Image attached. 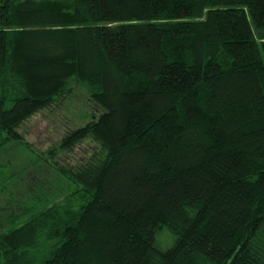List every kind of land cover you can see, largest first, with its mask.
I'll use <instances>...</instances> for the list:
<instances>
[{"label": "trees", "instance_id": "trees-1", "mask_svg": "<svg viewBox=\"0 0 264 264\" xmlns=\"http://www.w3.org/2000/svg\"><path fill=\"white\" fill-rule=\"evenodd\" d=\"M81 96L47 154L95 150L0 206V264H264V0H0V153ZM18 176L0 158V196Z\"/></svg>", "mask_w": 264, "mask_h": 264}, {"label": "rangeland", "instance_id": "rangeland-1", "mask_svg": "<svg viewBox=\"0 0 264 264\" xmlns=\"http://www.w3.org/2000/svg\"><path fill=\"white\" fill-rule=\"evenodd\" d=\"M96 113L94 105L81 96L76 100H68L57 110L42 111L25 122L21 133L30 146L29 150L11 146L0 153V158L12 160L19 171L18 179L8 188L10 190L0 196V206L4 210L12 209L11 213H14L13 210L18 211L16 207L25 206L27 203L30 205L40 196L44 197L48 204L57 201L55 199L58 197L65 196V179L59 178L48 162L54 164L53 161H57L58 166L60 163L65 167L80 165L94 152V146L85 143L76 147L72 155L60 153L61 160L59 155H55L56 151L53 150L51 158L47 152L54 148L66 131L84 124ZM51 159L53 160L50 161ZM47 160L49 161L46 162ZM155 243L159 249L166 250L173 245L174 237L163 230L157 233Z\"/></svg>", "mask_w": 264, "mask_h": 264}]
</instances>
